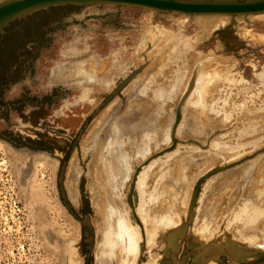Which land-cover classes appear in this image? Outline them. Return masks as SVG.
Instances as JSON below:
<instances>
[{
    "label": "rangeland",
    "instance_id": "rangeland-1",
    "mask_svg": "<svg viewBox=\"0 0 264 264\" xmlns=\"http://www.w3.org/2000/svg\"><path fill=\"white\" fill-rule=\"evenodd\" d=\"M213 17L223 23L127 6H67L36 13L0 35V135L9 138H0V264H58L52 242L73 247L67 264L125 261L120 249L113 258L99 257L100 205L90 190L88 156L100 149L107 154L105 142L115 126L130 175L114 201L139 229L131 264H257L260 258L242 262L228 252L205 262L196 258L212 240L225 244L229 238L254 252L264 247V217L250 218L259 205L264 211V196L254 191L264 160V16ZM174 37L190 46H178ZM171 48L178 50L173 54ZM164 63L163 73L183 71L177 94L166 97L153 132L128 131L118 117L150 84L148 73ZM196 63L205 64L196 73L198 88L185 97ZM199 112L208 125L193 119ZM26 143L42 150H29ZM21 151L47 158L33 163L27 184L10 157ZM62 161L67 200L79 218L90 219L91 231L64 214ZM138 168L147 171L143 187ZM244 168L250 175L242 177ZM33 184L37 224L29 197L21 194ZM162 218L172 220L163 230ZM251 220L257 228L247 230L244 223ZM183 226L173 249L170 235Z\"/></svg>",
    "mask_w": 264,
    "mask_h": 264
},
{
    "label": "bare ground",
    "instance_id": "bare-ground-1",
    "mask_svg": "<svg viewBox=\"0 0 264 264\" xmlns=\"http://www.w3.org/2000/svg\"><path fill=\"white\" fill-rule=\"evenodd\" d=\"M4 0H0L2 2ZM178 15L183 16V18H194L197 17L198 19H208V20H201L200 22L210 24L212 22H219L223 23V20H219L214 18L213 16H227V15H185L177 13ZM259 16H264V14H258ZM244 16V15H240ZM256 16V15H255ZM227 17H237V16H227ZM25 18L24 20H26ZM23 19L21 21H24ZM19 21H16L4 28V32L6 29L11 28L13 24L18 23ZM177 42L178 46H182L185 48H188L190 44L187 45V43H184V38L180 37H174L172 39ZM178 50V48H176ZM175 48H171L170 52L174 54L177 50ZM204 63H196V65L193 67L191 71V75L188 79V87L186 88V92L183 96L187 97V95L190 93L191 90L194 89V87L198 88L197 85V71L202 66H204ZM155 68V67H154ZM150 69V68H148ZM163 69H167V64H161L160 68H155L153 71V74L148 73V83L145 86H143L139 94L140 98L132 100V102L129 103L128 108L122 112V115L118 117L119 120H123V125H125V128L130 131V129H134V131L139 128L143 127V131L147 132H153V129L157 126H159V121L161 119V116L165 112V105L163 104L166 102V97H171L172 95L175 96L176 91L178 89V84L183 78V71L180 70L179 67L175 68V70L172 68L169 73L162 72ZM173 70V71H172ZM173 73V74H171ZM89 74V73H88ZM171 74V75H170ZM260 77L264 78V72L260 75ZM79 79L82 80V77ZM96 78L93 75H86L85 80H95ZM160 80V81H159ZM154 82V84H152ZM159 82V83H158ZM156 84V86H154ZM186 84V86H187ZM166 89H165V87ZM169 86L174 87L170 88ZM185 90V89H184ZM244 90V89H243ZM211 94V93H210ZM206 95V93H205ZM155 103V104H154ZM156 105V109L151 108L150 105ZM117 119V122L119 121ZM193 119H198L200 125H208V121L203 115L202 112H199L197 114L193 115ZM116 124V123H115ZM121 125V124H120ZM118 126V123H117ZM122 126V125H121ZM119 126V127H121ZM116 127V126H115ZM115 127L111 128V131L108 132V137L105 142V150L106 153H99L101 149L98 151V153H94L92 156L89 155L88 159L91 163V168L89 171L90 174V190L92 191V194L98 195L97 196V205H100V209H98V214L100 216V224L102 225L103 231H102V241L104 242V245H102L101 248V256L104 261L110 258H113L112 255H114L115 250L120 249L119 251L123 252L125 255V261H121V264H131L132 262V255L135 257L137 256V247L140 245L139 240V229L136 224H132L131 220L129 219V215H126L119 209V207L116 206V201H114V196L118 193V191L121 188V185L125 183V181L128 179L130 175V169L129 164L127 162V157L125 154L122 153L120 143H119V135L117 134ZM130 129H129V128ZM0 147H2V143H0ZM144 150H147V147L144 148ZM143 150V151H144ZM12 153V152H11ZM91 153V150L90 152ZM45 156V155H44ZM41 156V154H32L29 152L21 151L20 153H12L10 155L12 159V165L16 170V175L18 176V179L23 184H27V181L25 180L26 176L29 174L30 168L32 167L33 163L34 165L37 163V160H47L46 157ZM33 168V167H32ZM247 170L250 171V169H242V175L245 174L242 177H246ZM256 180L254 179V182L256 184V193L261 194V196H264V190H261V185H264V160L261 161V165L257 171ZM137 174H139V185L142 187L145 185V179L147 176V171L144 169H137ZM235 181V178H232V180L226 179L224 186L228 185L230 182ZM29 194L27 193L28 190L23 189L21 191V194L24 195V197H29L32 208V223L35 221L37 224V184H33V186L28 187ZM108 192V193H107ZM107 193V194H106ZM100 196V197H99ZM110 198L112 201H110ZM197 200V199H196ZM183 204V202H181ZM224 203H227V200H225ZM96 205V206H97ZM112 207H111V206ZM165 205V204H164ZM170 209V208H169ZM263 209L259 205V207L251 212V217L253 220H262L263 218ZM263 212V213H262ZM64 214L69 216V212H66L64 210ZM175 214H172L171 219H175ZM88 218V217H87ZM161 225H159L160 229L163 230V228L170 226L172 223L171 219L162 218ZM89 220V226H91V221ZM163 221V222H162ZM176 221V219L174 220ZM153 222V221H152ZM252 222H245L246 229H254L256 227L255 223ZM138 224V222H136ZM255 224V225H254ZM175 225V224H174ZM257 225H260L257 223ZM100 226V225H99ZM158 226H153V229L157 228ZM92 228V226H91ZM257 228V227H256ZM35 230V229H34ZM185 231L183 232V227L180 229H177L173 234L170 235L169 238V244L170 246L175 249V246L177 248V241L183 237L185 234ZM154 236V233L151 237ZM229 238L225 239L226 243L223 244V242H217L215 240L209 241L208 245L201 246L204 247L202 250L203 252L199 254L196 258L201 257V255L204 252H207L211 256L217 255L221 252L224 253L228 250L230 254L235 258L236 260L244 262V258L247 257H256L260 258L257 259V264H259L261 261H264V254L263 250L264 247L259 248L256 252L254 250H249L243 247H238L235 244H233V241H227ZM119 241V242H118ZM119 243L121 244V247L119 248ZM52 248L53 251L59 254L60 261L58 264H67V258L68 254H66L67 251L71 253V256L73 255V247L71 248V245L66 248L65 244H59L57 242H52ZM200 247V248H201ZM73 258V256H72ZM71 258V259H72ZM70 259V260H71ZM73 262V261H72ZM69 263V261H68ZM177 264H184L182 262H178ZM209 264H216L215 261H211ZM253 264V263H252Z\"/></svg>",
    "mask_w": 264,
    "mask_h": 264
},
{
    "label": "water",
    "instance_id": "water-1",
    "mask_svg": "<svg viewBox=\"0 0 264 264\" xmlns=\"http://www.w3.org/2000/svg\"><path fill=\"white\" fill-rule=\"evenodd\" d=\"M90 5H114L127 6L134 8L149 9L161 13H180L185 15H258L264 14V0H4L0 2V35H3L4 28L16 21L24 20L36 13L47 11L52 8H60L67 6H90ZM178 114V113H177ZM178 116V115H177ZM0 138L9 140L5 136ZM29 150H42L34 147L29 143L25 144ZM50 153V151L45 150ZM52 153V152H51ZM53 154V153H52ZM61 170L58 178V188L61 201L83 228L92 230L89 226L87 217L83 219L74 212L71 204L68 202L63 188L64 165L62 161ZM198 191L195 190L191 201L189 211V221L193 217L194 204L197 199ZM186 226H183V232ZM85 237H88L86 232ZM230 253L228 250H224ZM225 253V252H224ZM219 254H222L221 252ZM215 256V255H214ZM211 258V255L204 252L200 258L201 262H205Z\"/></svg>",
    "mask_w": 264,
    "mask_h": 264
},
{
    "label": "flooded vegetation",
    "instance_id": "flooded-vegetation-1",
    "mask_svg": "<svg viewBox=\"0 0 264 264\" xmlns=\"http://www.w3.org/2000/svg\"><path fill=\"white\" fill-rule=\"evenodd\" d=\"M16 146V145H15Z\"/></svg>",
    "mask_w": 264,
    "mask_h": 264
}]
</instances>
